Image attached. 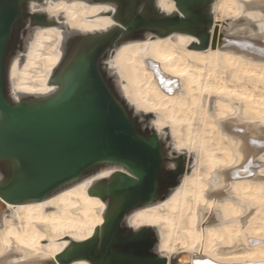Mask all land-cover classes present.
Segmentation results:
<instances>
[{
    "label": "bare ground",
    "instance_id": "6f19581e",
    "mask_svg": "<svg viewBox=\"0 0 264 264\" xmlns=\"http://www.w3.org/2000/svg\"><path fill=\"white\" fill-rule=\"evenodd\" d=\"M167 4L177 8L174 0ZM158 5L173 12L161 0ZM30 6L57 24L35 27L14 57L15 98L55 89L48 81L65 35L115 24L109 4L44 0ZM211 11L206 48L195 35L175 31L122 43L108 58L127 102L150 113L159 135L169 134L173 151L187 156L180 182L165 198L131 212L127 223L153 228L155 251L166 264H264V0H214ZM113 171L43 200H0V264H92L83 257L62 262L58 255L104 222L107 204L89 188Z\"/></svg>",
    "mask_w": 264,
    "mask_h": 264
},
{
    "label": "water",
    "instance_id": "95a60500",
    "mask_svg": "<svg viewBox=\"0 0 264 264\" xmlns=\"http://www.w3.org/2000/svg\"><path fill=\"white\" fill-rule=\"evenodd\" d=\"M85 1L111 5L115 24L65 35L48 81L55 89L15 98L9 78L14 57L35 27L57 21L31 8V2L44 0H0V200H43L113 168L89 188L107 204L104 222L91 237L72 240L58 259L166 264L155 251L153 228L134 230L127 217L168 195L180 182L187 156L159 135L150 113L135 111L127 102L107 62L118 45L148 35L183 31L195 35L199 47H208L214 0H174L177 8L171 13L160 8L159 0Z\"/></svg>",
    "mask_w": 264,
    "mask_h": 264
},
{
    "label": "snow or ice",
    "instance_id": "6c2138e0",
    "mask_svg": "<svg viewBox=\"0 0 264 264\" xmlns=\"http://www.w3.org/2000/svg\"><path fill=\"white\" fill-rule=\"evenodd\" d=\"M161 6L162 7H169L171 11H176V9L174 7H171L170 5L167 4V0H161ZM35 10V9H33ZM102 207V206H101ZM141 223L143 224H147L148 222L147 221H141ZM133 224L136 226V227H140L139 224H136V221L133 220ZM194 264H208L207 261H204V260H201V259H197L196 261H194Z\"/></svg>",
    "mask_w": 264,
    "mask_h": 264
},
{
    "label": "rangeland",
    "instance_id": "374dc122",
    "mask_svg": "<svg viewBox=\"0 0 264 264\" xmlns=\"http://www.w3.org/2000/svg\"><path fill=\"white\" fill-rule=\"evenodd\" d=\"M165 136H166V138L171 139L169 134H166Z\"/></svg>",
    "mask_w": 264,
    "mask_h": 264
}]
</instances>
